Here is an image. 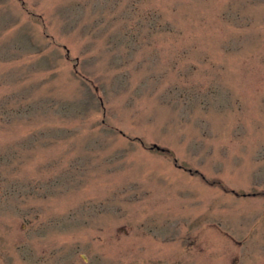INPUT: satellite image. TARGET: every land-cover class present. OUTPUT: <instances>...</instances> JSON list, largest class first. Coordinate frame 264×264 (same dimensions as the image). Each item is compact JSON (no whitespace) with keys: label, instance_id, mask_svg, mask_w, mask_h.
Wrapping results in <instances>:
<instances>
[{"label":"rangeland","instance_id":"374dc122","mask_svg":"<svg viewBox=\"0 0 264 264\" xmlns=\"http://www.w3.org/2000/svg\"><path fill=\"white\" fill-rule=\"evenodd\" d=\"M0 264H264V0H0Z\"/></svg>","mask_w":264,"mask_h":264},{"label":"water","instance_id":"95a60500","mask_svg":"<svg viewBox=\"0 0 264 264\" xmlns=\"http://www.w3.org/2000/svg\"><path fill=\"white\" fill-rule=\"evenodd\" d=\"M157 148H160V146H158V145H155Z\"/></svg>","mask_w":264,"mask_h":264}]
</instances>
